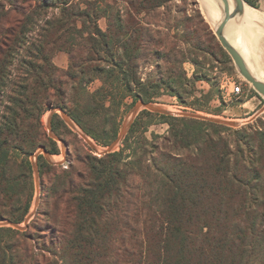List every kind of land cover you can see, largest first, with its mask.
I'll list each match as a JSON object with an SVG mask.
<instances>
[{
  "label": "trees",
  "instance_id": "trees-1",
  "mask_svg": "<svg viewBox=\"0 0 264 264\" xmlns=\"http://www.w3.org/2000/svg\"><path fill=\"white\" fill-rule=\"evenodd\" d=\"M192 1L0 0V219L29 213L47 109L101 146L140 100L208 112L196 83L230 59ZM157 120L166 131L147 136ZM41 157L42 205L26 230L0 227V264H264V119L228 127L143 110L113 152L77 153L65 169Z\"/></svg>",
  "mask_w": 264,
  "mask_h": 264
},
{
  "label": "rangeland",
  "instance_id": "rangeland-1",
  "mask_svg": "<svg viewBox=\"0 0 264 264\" xmlns=\"http://www.w3.org/2000/svg\"><path fill=\"white\" fill-rule=\"evenodd\" d=\"M202 1H203V7L207 13L206 8H208L209 6V0H202ZM254 1H255V6H251V5L250 6L255 9H245L246 3L242 2L240 6V11L237 13L236 19H234L235 22L233 24L232 23L228 24L227 27L230 28L232 32L234 30V34L232 35V38L239 45H241V47H243L247 51V53H250L254 56L255 60L254 63H252L254 66L253 65L252 66L256 70V72H259L258 70H261L260 73L261 74L263 73L264 75V21L255 19L257 17L261 19L264 18V14L262 15V13H264V0H254ZM189 7L191 9L197 8L200 11L201 15L203 16V18L205 19V21L209 24V27L214 32L212 14L209 17L211 18V21L207 20L204 17L199 0H193L189 5ZM245 11H247L248 13H245ZM249 13H251L250 14L251 16L248 19L243 17L244 14H249ZM98 25L101 29H104L106 26L105 19L103 18L100 19L98 21ZM255 57L256 58L258 57V59H256ZM52 61L55 64V66H57L59 69L67 68V64H68L67 54L63 51L56 52L53 55ZM213 63L215 67L213 68L210 74L211 76L210 81L209 82L198 81L196 83V89H197L196 96L199 98L200 100L199 102L203 103L202 101H204L205 99H203L202 96L206 93H209V99L206 101L208 112H202V111L193 112L192 108L188 104L179 102L176 97L163 96L161 99L158 100L157 103H159L163 108L171 111L172 114L177 116H180V114L182 113H196V114L234 120L240 124L243 123L245 124L248 122L252 123L257 119H264V98H262L254 90L251 84H249L240 75L238 70L235 68L232 60L230 59L229 61L224 62L225 64H222L221 62L218 61H214ZM184 67L189 77H191L193 71L196 70V67L190 63H186ZM233 82H242L244 93L241 96H235L232 94L231 90L233 88ZM99 85H100L99 81L97 80L93 81L92 83L89 84V89L95 90ZM190 100L193 99L191 98ZM131 107L132 106H130L127 109L120 110L118 114L120 129L123 123L126 121ZM52 108H58V107H51L47 109L41 117V122L46 133L44 147L46 148L54 147L55 149H57L56 154L49 153L50 161L48 162L50 164L58 165L61 166V169H65L63 165H68L69 161L74 156H76L77 153H87L94 156L102 155V151H104L107 148V146H101L97 144L92 138L88 136L89 140L95 146L92 147L79 135V133L74 131L69 125L65 123V121L61 117V113L58 111L52 113V117H51V132L55 136H57L58 140L52 138L49 135L48 125H47L49 115H51L50 111ZM259 111H261V113H259L256 117H254V115ZM65 113L67 112L65 111ZM167 127L168 125L166 123H162L160 122V120H157L156 123L149 126L146 135L150 136L152 132L162 134L166 131ZM59 139L64 140V144H62L59 141ZM118 148L119 146L116 147L115 150H117ZM35 152L32 155H34ZM32 155L29 158L31 164H33V159L31 158ZM41 156H42L41 158L47 161V159L43 154H41ZM36 165L38 167L37 159H36ZM34 184H35L34 197L31 203L29 213L32 212L35 208L34 200L36 197L39 198V204L37 208L42 205L40 179H39L38 191H37L35 178H34ZM1 220L4 219H0V221ZM31 220L29 221V223L31 222ZM19 224L22 226V228L18 230L24 231L28 228V224L26 226L24 224V221H22ZM36 251H38V249H36Z\"/></svg>",
  "mask_w": 264,
  "mask_h": 264
},
{
  "label": "water",
  "instance_id": "water-1",
  "mask_svg": "<svg viewBox=\"0 0 264 264\" xmlns=\"http://www.w3.org/2000/svg\"><path fill=\"white\" fill-rule=\"evenodd\" d=\"M237 1V6L235 7V9L230 12L229 11V5L226 2V0H223V17L220 21V23L218 24V26L215 28L214 30V34L218 40V42L220 43L221 47L224 49V51L229 55L230 59L232 60L235 68L238 70V72L240 73V75L249 83L251 84V86L254 88V90L262 97L264 98V83L261 81H258L257 79H255L249 72L243 58L241 57V55L239 54V52L227 41V39L225 38V27L227 25V23L235 17V15L240 11V6L242 2H245V0H236ZM247 3V2H245ZM248 4V3H247ZM249 5V4H248ZM143 110H147L149 112H153V113H158V114H162V115H174L172 114L171 111L163 108L159 103L157 102H145V101H138L136 102L130 109L128 117L126 119V121L123 123L117 137L111 141V143L107 146V148L102 151V154L105 153H110L113 152L115 150L116 147H118L123 138L125 137L133 119ZM60 112L61 113V117L63 118V120L65 121V123L67 125H69L74 131H76L77 133H79V135L87 142L89 143L92 147H95L92 142L89 140L88 136L81 130V128L75 123V121L67 114L65 113V111L58 107V108H52L50 111L49 118H48V130H49V135L54 138L57 139V136H55L52 132H51V117H52V113L54 112ZM259 113H261V111L257 112L254 117H256ZM180 116H185V117H189V118H194V119H198V120H204V121H209L215 124H219V125H223V126H228V127H238L239 125H241L240 123H238L237 121L234 120H229V119H224V118H218V117H213V116H207V115H202V114H196V113H182L180 114ZM244 124V123H243ZM59 141L64 144V140L59 139ZM39 154H43L45 156V158L47 159V161L49 160V152L46 150V148L44 146H41L34 155H32V159H33V173H34V178H35V182L37 185V191H38V185H39V171H38V167L36 165V159L37 156ZM35 160V161H34ZM39 204V198L36 197L34 200V205L35 208L32 212L28 213V215L25 217L24 219V224L27 226V224L29 223V221L33 218L36 208ZM0 227H13V228H17V229H21L22 226L20 224H16L13 222H10L8 220H1L0 221Z\"/></svg>",
  "mask_w": 264,
  "mask_h": 264
},
{
  "label": "bare ground",
  "instance_id": "bare-ground-1",
  "mask_svg": "<svg viewBox=\"0 0 264 264\" xmlns=\"http://www.w3.org/2000/svg\"><path fill=\"white\" fill-rule=\"evenodd\" d=\"M200 2V5H201V10H202V13L204 14V17L207 19V20H210L211 21V18L210 15L212 14V18H213V28L215 30V28L218 26V24L220 23L222 17H223V7H224V4H223V0H209V6L208 8H206L207 10V13L203 7V1L202 0H199ZM226 2L228 3L229 5V11L232 12L235 7L238 5L237 4V1L236 0H226ZM246 8L245 9H255L253 7H249L247 4H245ZM245 13H248L247 11H245ZM251 13L249 14H244L243 17H245L246 19H248L251 15ZM264 13H262L263 15ZM209 15V16H208ZM237 15V14H236ZM236 15L234 18H232L228 23V24H233L235 21L234 19H236ZM252 18V17H251ZM255 18V17H254ZM256 20H261V21H264V18L261 19V18H255ZM226 25L225 27V38L227 39V41L239 52V54L241 55V57L243 58L244 62L247 64V68L250 72V74L255 78L257 79L258 81H261L264 83V75L263 73L261 74V70H258L259 72H256V70L253 68V64L254 63V56L250 53H247V51L241 47V45H239L233 38H232V35L234 34V30L233 32L231 31L230 28H228ZM253 56V57H251ZM256 58V57H255ZM258 59V57L256 58ZM253 65V66H252Z\"/></svg>",
  "mask_w": 264,
  "mask_h": 264
},
{
  "label": "built area",
  "instance_id": "built-area-1",
  "mask_svg": "<svg viewBox=\"0 0 264 264\" xmlns=\"http://www.w3.org/2000/svg\"><path fill=\"white\" fill-rule=\"evenodd\" d=\"M231 92L235 96H241L244 93L242 82H233V88ZM67 166L68 165H63L64 168H67Z\"/></svg>",
  "mask_w": 264,
  "mask_h": 264
},
{
  "label": "crops",
  "instance_id": "crops-1",
  "mask_svg": "<svg viewBox=\"0 0 264 264\" xmlns=\"http://www.w3.org/2000/svg\"><path fill=\"white\" fill-rule=\"evenodd\" d=\"M247 4V3H246ZM248 5V4H247ZM249 7H251L250 5H248Z\"/></svg>",
  "mask_w": 264,
  "mask_h": 264
}]
</instances>
